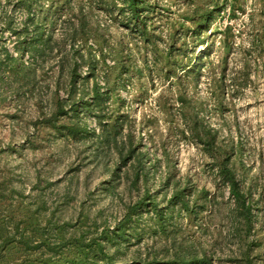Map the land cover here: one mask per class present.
Masks as SVG:
<instances>
[{"label": "rangeland", "instance_id": "374dc122", "mask_svg": "<svg viewBox=\"0 0 264 264\" xmlns=\"http://www.w3.org/2000/svg\"><path fill=\"white\" fill-rule=\"evenodd\" d=\"M151 259L264 264V0H0V264Z\"/></svg>", "mask_w": 264, "mask_h": 264}, {"label": "trees", "instance_id": "16d2710c", "mask_svg": "<svg viewBox=\"0 0 264 264\" xmlns=\"http://www.w3.org/2000/svg\"><path fill=\"white\" fill-rule=\"evenodd\" d=\"M130 6H132L133 8L137 5V0H128ZM222 170L223 172L226 174V177L231 180V189H232V192L234 194H236V196L239 198V200L242 199V195L240 193V190H239V186L236 182V180L234 179L233 176H231V170L229 168H227V166H223L222 167ZM247 211H249V207H245ZM144 264H161V263H158L155 259H151V260H147Z\"/></svg>", "mask_w": 264, "mask_h": 264}]
</instances>
